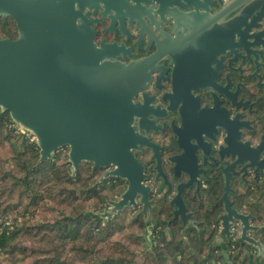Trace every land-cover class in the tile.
<instances>
[{
	"label": "water",
	"instance_id": "1",
	"mask_svg": "<svg viewBox=\"0 0 264 264\" xmlns=\"http://www.w3.org/2000/svg\"><path fill=\"white\" fill-rule=\"evenodd\" d=\"M116 3L114 0H0V17L11 19L17 32L15 39L0 38V111L7 112L15 126L34 137L39 149L37 165L67 148V163L72 175H76L81 164L89 163L92 173L97 168L107 170L98 182L108 177L124 181L125 190L117 200L107 201L108 209L101 216L111 218L125 208H133L139 197V214L147 231L151 232L156 222L149 212L148 188L143 184L146 176L133 150L140 146L154 148V145L137 133L133 125L134 119L141 117L144 94L142 106L135 104L133 98L145 88L152 73L162 74L161 67L157 66L161 52L158 50L147 58L126 63L118 59L126 54L131 57L122 45L94 42L91 24L98 21L88 19L89 13L101 10L100 14L110 19L111 26L113 17L107 13ZM219 3L222 7L212 20L219 24L228 19V32L213 31L209 47L199 46L201 41L194 40L198 30L189 32L186 41L177 40L175 30L173 40L180 45L175 49L179 55L175 57L171 72L174 87L183 82L179 75L188 73L184 66L194 59L200 64L202 75L190 81L191 86H185V91L212 85L224 52L235 37L240 39L251 25L258 26L255 22L264 12L263 0ZM193 14L186 17L194 19ZM171 58H174L172 53ZM253 150L249 159H235L234 164L243 163L254 174L264 175L260 145ZM204 158L202 152L201 160L205 165ZM153 159H156L157 178L161 175L169 188L170 182H176L178 172L187 176L186 185L198 184V179L192 180L187 169H199L197 178L205 173L186 156L180 160L170 157L166 161L173 168V178L168 182L161 174V159L156 150ZM223 178L224 191L220 200L224 214L211 247L225 248L224 238L230 241L231 229L237 223L243 259L251 257L244 243L256 249L255 259H264V246L250 236L258 228L251 225L253 217L233 208L228 198L231 190L226 169ZM177 191L171 205L178 200L174 215L179 214L183 219L185 209L179 189Z\"/></svg>",
	"mask_w": 264,
	"mask_h": 264
},
{
	"label": "flooded vegetation",
	"instance_id": "2",
	"mask_svg": "<svg viewBox=\"0 0 264 264\" xmlns=\"http://www.w3.org/2000/svg\"><path fill=\"white\" fill-rule=\"evenodd\" d=\"M114 1L117 3L107 13L113 17L111 26L110 19L100 14L101 10L96 13L91 11L88 15V19L98 21L91 24L95 32L94 42L122 45L131 57L126 54L118 59L126 63L147 58L158 50L161 52L157 66L161 67L162 74L152 73L145 88L133 98L135 104L142 106L144 94V104L139 113L141 117L137 116L133 125L137 133L154 145V148L140 146L133 153L146 176L143 184L148 188L149 212L156 225L160 220L166 223V230L170 225L198 230L206 227L214 217L219 221L220 228L224 214L220 199L224 191L223 171L226 169L230 176L228 198L231 205L253 217L251 225L258 228L250 236L259 240L264 223H260L255 214L245 211V200L248 198L245 195L256 194L253 203L257 205L264 200V175L254 174L245 164H234V161L249 159L257 145H260V153L264 155V12L255 22L258 26L251 25L240 39L235 37L231 47L224 52L213 84L186 92L185 86H191L190 81L202 75L201 67L197 59L186 64L184 67L188 73L179 75L183 82L174 87L171 72L176 63L175 57L179 55L175 49L180 45L173 40L176 38L175 30L178 32L177 40L184 41L189 32L198 30L194 40L201 41L199 46L209 47L213 31L220 29L228 32V19L219 24L212 20L222 7L219 2L224 4L228 0ZM193 12L194 19L186 17ZM171 53L174 58H171ZM155 150L161 159V174L168 182L173 178V168L166 161L170 157L180 160L186 156L205 173L197 178L199 169H187L192 180L198 179V184L186 185L187 176L178 172L176 182H170L169 188L161 175L157 178L154 169L156 159H153ZM202 152L205 165L201 160ZM102 170L104 174L107 172ZM121 183L126 188V183ZM178 189L185 209L183 219L179 214L174 215L178 200L171 205ZM125 209L133 210L142 217L139 214V197L135 207ZM231 231L230 241L224 238L225 248H220L225 250L230 242L237 241L238 250L243 253L239 243V225L235 223ZM243 247L254 259L256 249L246 243Z\"/></svg>",
	"mask_w": 264,
	"mask_h": 264
},
{
	"label": "trees",
	"instance_id": "3",
	"mask_svg": "<svg viewBox=\"0 0 264 264\" xmlns=\"http://www.w3.org/2000/svg\"><path fill=\"white\" fill-rule=\"evenodd\" d=\"M16 36L13 21L0 17V38ZM0 150V255L11 264H264L243 259L237 241L211 247L219 231L214 217L198 230H166L157 220L151 232L130 209L103 218L107 201L124 191L122 181L98 182L104 171L92 173L89 163L72 175L67 148L37 165L39 149L1 111ZM255 195H245V211L264 223V200L254 204ZM258 238L264 246V227Z\"/></svg>",
	"mask_w": 264,
	"mask_h": 264
},
{
	"label": "rangeland",
	"instance_id": "4",
	"mask_svg": "<svg viewBox=\"0 0 264 264\" xmlns=\"http://www.w3.org/2000/svg\"><path fill=\"white\" fill-rule=\"evenodd\" d=\"M18 128V127H17ZM19 129V128H18ZM20 131H21V133H26V132H23L21 129H19ZM27 135H29L28 133H26ZM1 151V150H0ZM85 164V163H84ZM156 226V225H155ZM154 226V227H155ZM154 227H152V229L154 228ZM152 229H151V231H152ZM25 245H27V244H25ZM11 258H9V257H5L4 255H0V264H11Z\"/></svg>",
	"mask_w": 264,
	"mask_h": 264
},
{
	"label": "built area",
	"instance_id": "5",
	"mask_svg": "<svg viewBox=\"0 0 264 264\" xmlns=\"http://www.w3.org/2000/svg\"><path fill=\"white\" fill-rule=\"evenodd\" d=\"M28 137H29L30 141H32V142L35 141L34 137H32L31 135H28Z\"/></svg>",
	"mask_w": 264,
	"mask_h": 264
}]
</instances>
